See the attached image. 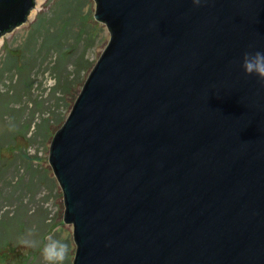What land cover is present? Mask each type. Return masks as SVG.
<instances>
[{"label": "water", "instance_id": "water-1", "mask_svg": "<svg viewBox=\"0 0 264 264\" xmlns=\"http://www.w3.org/2000/svg\"><path fill=\"white\" fill-rule=\"evenodd\" d=\"M108 43L48 155L72 264H264V0H92ZM39 0H0V36Z\"/></svg>", "mask_w": 264, "mask_h": 264}, {"label": "rangeland", "instance_id": "rangeland-1", "mask_svg": "<svg viewBox=\"0 0 264 264\" xmlns=\"http://www.w3.org/2000/svg\"><path fill=\"white\" fill-rule=\"evenodd\" d=\"M94 13L92 0H39L0 36V264H48L53 241L65 246L58 264H72L73 228L48 155L109 40Z\"/></svg>", "mask_w": 264, "mask_h": 264}, {"label": "clouds", "instance_id": "clouds-1", "mask_svg": "<svg viewBox=\"0 0 264 264\" xmlns=\"http://www.w3.org/2000/svg\"><path fill=\"white\" fill-rule=\"evenodd\" d=\"M194 7H200L203 0H191ZM241 68L245 76L254 77L259 82H264V51H246L241 57ZM65 246L53 241L45 248L44 257L48 264H58L63 257Z\"/></svg>", "mask_w": 264, "mask_h": 264}]
</instances>
